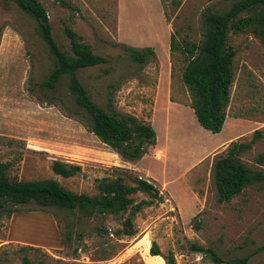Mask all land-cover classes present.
<instances>
[{
	"label": "rangeland",
	"instance_id": "374dc122",
	"mask_svg": "<svg viewBox=\"0 0 264 264\" xmlns=\"http://www.w3.org/2000/svg\"><path fill=\"white\" fill-rule=\"evenodd\" d=\"M39 1L61 49L72 54L64 32L69 26L81 42L107 59L77 71L93 101L108 111L132 114L150 124L158 60L149 58L138 69L123 45L155 44L164 60L163 45H169L173 32L177 43L170 57L173 95L184 101L188 94L181 81L186 64L183 47L203 38L207 12L227 10L235 0ZM227 42L235 51L227 113L249 119L250 130H261V137L240 156L251 169L264 173V163L254 160L264 151V42L245 30L230 31ZM52 66L34 19L10 1L0 4V162L8 163L9 178H53L67 189L86 194L96 192L95 179L103 176L121 175L133 184L137 175L128 170L125 160L89 131L68 91L67 77L54 90L41 86ZM244 126L238 123L236 129ZM252 133L238 140L248 142ZM203 140H186L184 145L198 148ZM221 154L206 159L193 172L189 186L200 210L192 218L196 203L189 195L180 198V220L170 199L159 193L158 197L135 193L136 202L147 200L150 205L132 216L129 209L79 219L67 210L40 208L34 203L18 205L10 217H0V241L7 239L10 227V235L21 240L16 246L0 247V264H23V257L30 264H166L161 255H150L152 241L162 254L172 253L176 264H225L213 262L206 251H193L192 243L212 248L223 259L248 256L246 264H264V181L243 188L228 202H219L213 162ZM54 159L79 164L82 170L62 177L51 170ZM129 217L130 225H126L132 234L124 230Z\"/></svg>",
	"mask_w": 264,
	"mask_h": 264
},
{
	"label": "trees",
	"instance_id": "16d2710c",
	"mask_svg": "<svg viewBox=\"0 0 264 264\" xmlns=\"http://www.w3.org/2000/svg\"><path fill=\"white\" fill-rule=\"evenodd\" d=\"M10 1L36 22L37 32L46 44L53 59V66L41 86L54 90L60 79H68L67 88L76 107L88 123L89 131L103 143L111 147L125 161H136L155 144V131L151 124L132 114L108 111L93 101L89 92L79 80L77 71L107 62V59L92 51L89 44L81 42L80 36L69 26L64 32L69 39L72 54L61 49L52 36L51 25L45 7L39 0H0V4ZM250 31L264 42V0H235L227 10L207 12L203 18V38L198 43L183 47L186 64L181 71V81L188 93V105L192 108L198 123L212 133L221 131L230 102L233 83V58L235 51L228 44L230 31L238 33ZM130 59L138 69L149 58L154 59L152 46L136 48L123 45ZM177 48L174 33L170 34V57ZM173 75V66H171ZM173 100L174 98L171 97ZM260 129L253 130L248 142L233 140L213 162L214 184L219 202H228L240 194L243 188L254 182L264 181V173L251 169L241 154L261 137ZM257 164L264 163V151L255 156ZM8 163L0 162V217H10L18 210V205L34 203L40 208L53 207L74 213L79 219L97 218L105 214H118L130 209L131 216L139 212L150 201L136 202L134 194L144 192L158 197V189L143 178L136 177L133 184L127 183L121 175L96 178L94 194L76 193L62 186L53 178L41 180L10 179ZM51 170L62 177H71L81 172L76 163L54 159ZM159 196V200H161ZM129 219L126 223H129ZM130 225V223H129ZM127 230V225L125 229ZM122 233V230L118 231ZM134 231L127 230V234ZM264 248V246H263ZM196 252L206 251L215 263L246 264L248 256L223 259L212 248L204 249L192 243ZM205 252V253H206ZM152 256L161 255L166 264H176L172 253L164 255L152 241L149 248ZM23 264H30L23 257Z\"/></svg>",
	"mask_w": 264,
	"mask_h": 264
},
{
	"label": "crops",
	"instance_id": "0c3cea01",
	"mask_svg": "<svg viewBox=\"0 0 264 264\" xmlns=\"http://www.w3.org/2000/svg\"><path fill=\"white\" fill-rule=\"evenodd\" d=\"M145 46L154 48L158 60V76L154 82L153 102L149 118L156 135L155 144L149 146L138 160L124 161V164L137 177L149 180L163 189L173 203L175 214L178 215L179 220L181 219L180 198L192 196L196 203L192 218L200 210L197 196L189 186L195 177L193 172L199 171L197 168L203 161L208 158L213 159L215 155L223 152L231 141L247 135L254 128L250 130L249 119L229 113L226 115L221 131L212 133L203 128L198 123L192 108L187 104L189 98H184V101H181L173 95L174 76L171 75L169 45H163L164 60L160 58L155 44ZM145 46L140 45V47ZM171 97L174 99L172 100ZM238 123L239 125L246 123V126L236 129ZM183 129H186V132H183ZM199 133L204 135L206 141L203 140L198 148L188 146L186 149L184 145L186 140L190 141L191 139L200 143L203 137ZM10 232L11 227L8 230L7 239L0 241V247L9 243L16 246L18 244L16 242L21 241L17 237L13 238Z\"/></svg>",
	"mask_w": 264,
	"mask_h": 264
},
{
	"label": "built area",
	"instance_id": "2783aa9c",
	"mask_svg": "<svg viewBox=\"0 0 264 264\" xmlns=\"http://www.w3.org/2000/svg\"><path fill=\"white\" fill-rule=\"evenodd\" d=\"M157 189H158V193L159 194H161V195H164V197H165V200H168L169 201V198L166 196V194L164 193V191L159 187H157Z\"/></svg>",
	"mask_w": 264,
	"mask_h": 264
}]
</instances>
